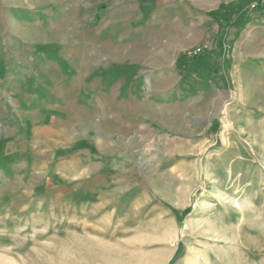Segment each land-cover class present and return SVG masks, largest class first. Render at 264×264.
Masks as SVG:
<instances>
[{"label": "rangeland", "instance_id": "obj_1", "mask_svg": "<svg viewBox=\"0 0 264 264\" xmlns=\"http://www.w3.org/2000/svg\"><path fill=\"white\" fill-rule=\"evenodd\" d=\"M233 1L0 0V264H264V16L205 14ZM205 50L224 78L176 69Z\"/></svg>", "mask_w": 264, "mask_h": 264}, {"label": "trees", "instance_id": "obj_2", "mask_svg": "<svg viewBox=\"0 0 264 264\" xmlns=\"http://www.w3.org/2000/svg\"><path fill=\"white\" fill-rule=\"evenodd\" d=\"M246 4V0L221 3L217 9L207 11L205 14L216 21L220 27L230 30L235 29L239 33L250 21V13L245 8ZM260 9L258 8L255 11ZM225 62L229 64L230 57L219 50H205L195 54L182 52L176 58L175 67L180 72L190 71L200 80L216 82L224 78L222 71Z\"/></svg>", "mask_w": 264, "mask_h": 264}, {"label": "crops", "instance_id": "obj_3", "mask_svg": "<svg viewBox=\"0 0 264 264\" xmlns=\"http://www.w3.org/2000/svg\"><path fill=\"white\" fill-rule=\"evenodd\" d=\"M262 10V12H260ZM252 17H251V23L254 22H261L260 20H262L261 18H263L264 16V8H261L258 11H253V13H251ZM210 19V18H209ZM211 20V19H210ZM212 21V20H211ZM60 61V59H58ZM60 68H61V72L63 74V80H66V82H68L69 86H76V87H90V88H94L97 87V83L94 82L95 80H88V71L84 72L83 70H80L79 68L76 67V69H74L72 66H68V65H62L59 64ZM175 68V67H174ZM89 82V84H88ZM92 100V99H91ZM199 263L200 261H196Z\"/></svg>", "mask_w": 264, "mask_h": 264}, {"label": "built area", "instance_id": "obj_4", "mask_svg": "<svg viewBox=\"0 0 264 264\" xmlns=\"http://www.w3.org/2000/svg\"><path fill=\"white\" fill-rule=\"evenodd\" d=\"M249 10L255 11L258 8H264V0H249Z\"/></svg>", "mask_w": 264, "mask_h": 264}, {"label": "bare ground", "instance_id": "obj_5", "mask_svg": "<svg viewBox=\"0 0 264 264\" xmlns=\"http://www.w3.org/2000/svg\"><path fill=\"white\" fill-rule=\"evenodd\" d=\"M237 203V202H236ZM240 204L237 203V206H239ZM196 263V262H195ZM198 263V262H197Z\"/></svg>", "mask_w": 264, "mask_h": 264}]
</instances>
